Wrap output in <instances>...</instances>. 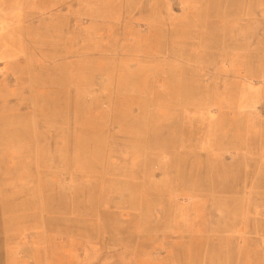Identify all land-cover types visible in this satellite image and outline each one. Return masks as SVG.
Segmentation results:
<instances>
[{
	"label": "rangeland",
	"instance_id": "1",
	"mask_svg": "<svg viewBox=\"0 0 264 264\" xmlns=\"http://www.w3.org/2000/svg\"><path fill=\"white\" fill-rule=\"evenodd\" d=\"M262 2L0 0V66L14 68L16 81L22 40L35 28L23 22L38 21L26 43L33 91L19 113L38 116L39 129L42 120L81 122L88 245L109 242L113 223L156 210L158 180L264 179V102L240 106L264 96ZM243 30L251 32L239 42ZM11 97L23 102L24 92L0 86V113L16 114L4 106ZM51 206L42 241L56 244Z\"/></svg>",
	"mask_w": 264,
	"mask_h": 264
},
{
	"label": "crops",
	"instance_id": "2",
	"mask_svg": "<svg viewBox=\"0 0 264 264\" xmlns=\"http://www.w3.org/2000/svg\"><path fill=\"white\" fill-rule=\"evenodd\" d=\"M258 6L264 10V2ZM23 23L35 28L33 36L22 40L27 49L20 59L22 78L16 81L14 68L0 66V86L15 84L24 92L23 102L11 97L4 105L16 107V114L0 113V211L5 220L0 264H264V179L158 180L166 184H151L165 188L149 200L156 210L136 214L135 221L127 216L121 226L113 223L109 242L88 245L80 120H42L56 125L45 130L47 125L39 129L38 116L19 113L34 84L26 43L38 37L37 20ZM99 26L103 30L97 37L105 39L108 26ZM248 32L243 30L237 40ZM263 102L264 96L240 106L256 108ZM50 204L61 226L56 244L42 241Z\"/></svg>",
	"mask_w": 264,
	"mask_h": 264
}]
</instances>
